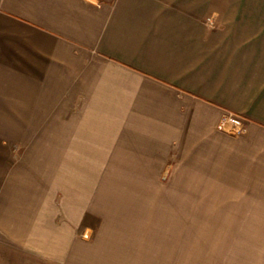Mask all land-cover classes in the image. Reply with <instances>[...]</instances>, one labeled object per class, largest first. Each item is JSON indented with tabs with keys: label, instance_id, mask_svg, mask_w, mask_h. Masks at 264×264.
<instances>
[{
	"label": "crops",
	"instance_id": "crops-1",
	"mask_svg": "<svg viewBox=\"0 0 264 264\" xmlns=\"http://www.w3.org/2000/svg\"><path fill=\"white\" fill-rule=\"evenodd\" d=\"M27 252L264 264V0H0V264Z\"/></svg>",
	"mask_w": 264,
	"mask_h": 264
},
{
	"label": "rangeland",
	"instance_id": "rangeland-1",
	"mask_svg": "<svg viewBox=\"0 0 264 264\" xmlns=\"http://www.w3.org/2000/svg\"><path fill=\"white\" fill-rule=\"evenodd\" d=\"M4 142L7 143L9 145V147L11 148V150L14 151L13 157H14V161H15L16 160L15 155H20L21 153H23V151H24L23 146H21L18 142H14V141H4ZM120 166L123 168L121 171L118 172V175L120 176V178H159V179L173 178V172H169V171L168 172L167 171L155 172L153 175L152 172L151 173H146V172H140L139 173L137 171L136 165H134V166L133 165H131V166L130 165L129 166L128 165H123V166L120 165ZM98 174L99 173H97V172H92V176L95 179H98ZM113 174L114 173H112V175ZM174 178H177V177H174ZM195 222L199 223V226L202 227V225H203L202 221H195ZM187 226L194 228V220H187ZM23 254H24V256L22 254H18V255L23 256V258H25L27 264H34V263L37 264V262H38V254L37 253L27 252V253H23ZM15 263H16V261H15Z\"/></svg>",
	"mask_w": 264,
	"mask_h": 264
},
{
	"label": "built area",
	"instance_id": "built-area-1",
	"mask_svg": "<svg viewBox=\"0 0 264 264\" xmlns=\"http://www.w3.org/2000/svg\"><path fill=\"white\" fill-rule=\"evenodd\" d=\"M217 130L229 136L237 137L245 132V121L238 115L229 114L218 123Z\"/></svg>",
	"mask_w": 264,
	"mask_h": 264
},
{
	"label": "clouds",
	"instance_id": "clouds-1",
	"mask_svg": "<svg viewBox=\"0 0 264 264\" xmlns=\"http://www.w3.org/2000/svg\"><path fill=\"white\" fill-rule=\"evenodd\" d=\"M91 232H92L91 229H85V231H84L85 239L88 238V235H89Z\"/></svg>",
	"mask_w": 264,
	"mask_h": 264
}]
</instances>
